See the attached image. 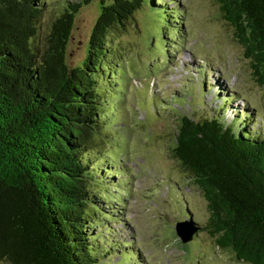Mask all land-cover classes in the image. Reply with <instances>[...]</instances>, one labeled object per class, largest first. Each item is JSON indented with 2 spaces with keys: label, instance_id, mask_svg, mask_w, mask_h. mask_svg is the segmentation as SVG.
Here are the masks:
<instances>
[{
  "label": "trees",
  "instance_id": "16d2710c",
  "mask_svg": "<svg viewBox=\"0 0 264 264\" xmlns=\"http://www.w3.org/2000/svg\"><path fill=\"white\" fill-rule=\"evenodd\" d=\"M92 1L0 0V260L7 264H112V249L130 243L115 247L101 229L112 231L116 211L108 201L130 194L122 159L100 150L123 129L118 123L129 110L128 79L112 37L144 3L165 12L178 33H185L186 20L181 9H167L168 0H98L85 58L71 66L75 18ZM215 1L264 86V0ZM52 6L61 13L45 27ZM147 92L145 111L165 115L168 104L160 107L153 90ZM186 94L175 98L192 109L175 116L171 154L207 202L205 222L192 217L195 236L206 232L238 263L264 264L263 124L254 131L252 113L226 117L233 109L226 103L233 104L223 96L211 108L200 105L195 89L186 86Z\"/></svg>",
  "mask_w": 264,
  "mask_h": 264
},
{
  "label": "rangeland",
  "instance_id": "374dc122",
  "mask_svg": "<svg viewBox=\"0 0 264 264\" xmlns=\"http://www.w3.org/2000/svg\"><path fill=\"white\" fill-rule=\"evenodd\" d=\"M156 1L161 0L153 1L154 4ZM166 2L167 9L182 10L178 14L186 20L184 34L178 33L175 25L168 22L165 12L156 13L144 3L134 12L128 28L112 37L128 79L125 104L129 110L126 121L118 123L123 129L114 132L115 140L111 143V139L100 150L108 154V158L122 159L120 164L129 173L121 176L130 178L126 182L130 194L123 197L126 193L123 192V202L108 201L112 202L108 210L116 211L115 218L108 222L112 231L101 229L106 240L115 247L120 241L130 243L125 244L126 248L120 245L112 249L110 262L245 264L215 247L206 232H200L188 242L177 235L175 224L178 221L185 222L190 229L189 222L193 218L198 223L205 222L207 202L198 189L188 184L190 180L172 156L171 135L177 126L175 116L190 113L192 109L188 102L180 105L175 99L179 93L186 94V86L188 90L195 89L200 105L210 103L212 108L223 102L219 100L223 96L233 104L226 103L228 109L233 107L226 111V117L237 112L244 119L245 114L252 113L254 131L262 124L264 129V86L252 75L250 58L244 55L246 47L236 39L233 26L222 17L215 0ZM60 13L59 7H50L45 27ZM99 13L98 0L77 13L67 48L69 65H77L85 58L89 35ZM173 36H178L176 42L180 45L175 44ZM150 90L155 93L160 107L168 104L166 116L160 112L154 115L148 108L149 113H146L147 98H152L147 92ZM186 97L188 101V94ZM121 176L116 175L113 180ZM101 245L104 250L110 248L104 241ZM129 250H135L137 255L122 258ZM0 264L7 263L0 260Z\"/></svg>",
  "mask_w": 264,
  "mask_h": 264
},
{
  "label": "water",
  "instance_id": "95a60500",
  "mask_svg": "<svg viewBox=\"0 0 264 264\" xmlns=\"http://www.w3.org/2000/svg\"><path fill=\"white\" fill-rule=\"evenodd\" d=\"M189 223L191 225V229H190V226L189 227L186 226L185 222L178 221L175 224V231L183 242H188L192 240L197 231L196 230L197 228L193 226V223L192 222H189Z\"/></svg>",
  "mask_w": 264,
  "mask_h": 264
}]
</instances>
